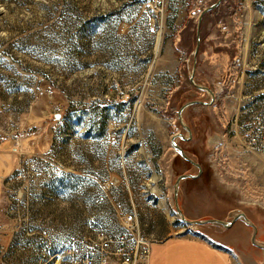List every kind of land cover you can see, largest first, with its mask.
<instances>
[{
    "label": "rangeland",
    "instance_id": "1",
    "mask_svg": "<svg viewBox=\"0 0 264 264\" xmlns=\"http://www.w3.org/2000/svg\"><path fill=\"white\" fill-rule=\"evenodd\" d=\"M216 1L0 0V264H67V234L119 232L133 211L153 249L177 234L229 239L177 211L178 175L198 172L172 142L183 123L192 138L175 141L203 168L181 181L184 215L244 212L264 244V0L204 14L194 81L214 101L178 116L212 99L189 77ZM239 220V251L264 264Z\"/></svg>",
    "mask_w": 264,
    "mask_h": 264
},
{
    "label": "built area",
    "instance_id": "2",
    "mask_svg": "<svg viewBox=\"0 0 264 264\" xmlns=\"http://www.w3.org/2000/svg\"><path fill=\"white\" fill-rule=\"evenodd\" d=\"M122 219L116 233L67 234L60 258L67 264H148L154 239L141 228L137 212Z\"/></svg>",
    "mask_w": 264,
    "mask_h": 264
},
{
    "label": "crops",
    "instance_id": "3",
    "mask_svg": "<svg viewBox=\"0 0 264 264\" xmlns=\"http://www.w3.org/2000/svg\"><path fill=\"white\" fill-rule=\"evenodd\" d=\"M89 171L84 175L91 179L97 171L94 169V174L91 168ZM241 222L244 221H235L231 227L223 228V233L230 236L227 240L215 241L189 233L170 235L158 241L161 248L151 247L148 264H249L252 261L256 264L258 260L249 255L251 251H239L245 246L243 240L246 233ZM257 232L262 231L257 228Z\"/></svg>",
    "mask_w": 264,
    "mask_h": 264
},
{
    "label": "water",
    "instance_id": "4",
    "mask_svg": "<svg viewBox=\"0 0 264 264\" xmlns=\"http://www.w3.org/2000/svg\"><path fill=\"white\" fill-rule=\"evenodd\" d=\"M221 2V0H218L216 1L215 3L209 5L208 7H205L200 15H199V22H198V32H197V46H196V49H195V61H194V65H193V70L191 72V75H190V78L191 80L195 83V85L201 89H205V90H208L211 94H212V99L211 100H201V99H194V100H190L186 103H184L178 110V116L181 120V122L183 123V111L188 107L190 106L191 104H194V103H201V104H212L213 101H214V97H215V94H214V91L211 90V88L207 85H202V84H199V83H196L194 81V73H195V70H196V57H197V52L199 50V47H200V25H201V21H202V18L204 16V14L212 9H214L219 3ZM56 117H59L58 114L56 115ZM184 127L187 129L188 133H189V136H186L184 135V133H181V132H178L176 133L173 137H172V142H173V145L174 147L177 149L178 153H180L186 160L190 161L191 163H193L194 165H196L198 167V172L197 173H181L178 175L176 181H175V184H174V192H175V203H176V207H177V211L178 213L181 215L182 219L187 222V223H208V222H214V223H220V224H223L225 227H231L234 222L240 218V217H243L245 219H247L251 224L252 226L254 227V234H253V237H252V241L253 243H255L256 245L264 248V244L263 243H259L255 240V235L257 233V226L251 222V220L247 217L246 213L244 212H238L231 221H226L224 219H220V218H208V219H188L185 215H184V212L183 210L181 209L180 205H179V196H178V193L180 191V187H181V181L185 178H188V177H191V178H198L201 176L202 174V171H203V168H202V164L199 162V161H196L195 159H193L190 155H188V153L184 150V148L176 143L175 139L177 137H181L183 139H191L192 138V129L189 125H186L184 124Z\"/></svg>",
    "mask_w": 264,
    "mask_h": 264
},
{
    "label": "trees",
    "instance_id": "5",
    "mask_svg": "<svg viewBox=\"0 0 264 264\" xmlns=\"http://www.w3.org/2000/svg\"><path fill=\"white\" fill-rule=\"evenodd\" d=\"M188 9H190V7H188ZM185 70H186V69H185ZM185 70H184V73H186ZM189 78H190V77H189ZM195 105H199V106H200V105H204V104H201V103H194V104H191L190 106H195Z\"/></svg>",
    "mask_w": 264,
    "mask_h": 264
},
{
    "label": "bare ground",
    "instance_id": "6",
    "mask_svg": "<svg viewBox=\"0 0 264 264\" xmlns=\"http://www.w3.org/2000/svg\"><path fill=\"white\" fill-rule=\"evenodd\" d=\"M63 250H66V243H64V248H63ZM258 262V261H257Z\"/></svg>",
    "mask_w": 264,
    "mask_h": 264
}]
</instances>
